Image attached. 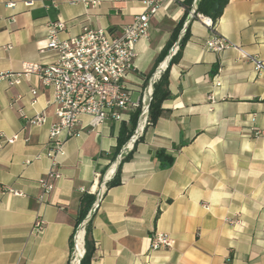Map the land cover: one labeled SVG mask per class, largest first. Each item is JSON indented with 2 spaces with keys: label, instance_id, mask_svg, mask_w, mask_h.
<instances>
[{
  "label": "crops",
  "instance_id": "1",
  "mask_svg": "<svg viewBox=\"0 0 264 264\" xmlns=\"http://www.w3.org/2000/svg\"><path fill=\"white\" fill-rule=\"evenodd\" d=\"M6 1L0 0V74L51 61L50 52H41L46 21L67 24L60 39L78 35L83 25L116 34L145 11L148 0H99L92 11L71 0H34L30 8L23 0L7 8ZM184 1H164L150 21L148 37L134 46L126 79L133 102L152 93L163 72L153 86L151 79L188 31L169 70L170 98L161 104L163 114L138 133L140 113L135 124L131 117L139 110L127 112L123 122L97 127L81 116L78 135L65 141L57 157L60 178L43 202L37 182L50 170L51 91L34 75L16 86L0 80V132L20 136L0 146V264H73L74 255L85 252L88 220L75 229L80 199L95 195V205L101 189L90 264H264V70L257 72L237 50L214 53L204 47L214 33L264 65V0H229L212 31L198 16H184ZM176 30V40L153 69ZM39 113L45 119L40 127L22 118ZM159 151L173 158L171 164L162 166ZM128 155L120 184L107 189ZM37 217L45 222L39 233L32 231ZM226 218L240 223L229 224ZM154 231L168 234L173 248L150 251Z\"/></svg>",
  "mask_w": 264,
  "mask_h": 264
},
{
  "label": "built area",
  "instance_id": "2",
  "mask_svg": "<svg viewBox=\"0 0 264 264\" xmlns=\"http://www.w3.org/2000/svg\"><path fill=\"white\" fill-rule=\"evenodd\" d=\"M165 0H148L146 9L134 17L133 22L122 27L112 34L104 29L92 28L83 25L78 35L67 39H60L59 33L67 28L62 21H46V45L41 52H50L51 61L48 63H25L18 73H1L0 80H5L9 86L21 83L23 77L34 75L39 82L51 91L47 106L52 108L55 122L51 124L48 133L49 148L46 157L50 160V170L46 176L38 180L40 188L39 202L53 189L54 181L60 178L57 170V157L63 154V146L66 140L78 135V125L81 116L90 118L89 125L97 127L107 121L123 122L127 112L139 110V122L136 132L142 131L148 123L149 99L151 91L143 95L140 100L133 102L126 86V79L133 69L135 58L134 46L144 38L148 37L150 21L155 16ZM26 7L34 6V0H23ZM71 4H81L87 10H95L100 6L99 0H71ZM7 8H13V0L5 2ZM51 6L58 7V2H52ZM195 3L190 10V16L194 14ZM203 25L209 30L214 29L212 20L208 17L197 15ZM204 47L214 53H222L229 49L239 52V58L254 64L257 72L264 70L263 62L257 57L246 53L241 48L227 41L223 37L212 34L204 44ZM178 47L171 54H176ZM156 71L151 83L156 81L161 74ZM220 85L216 82V86ZM36 95V90L31 91ZM36 100H32L35 104ZM27 124L40 127L44 124V116L36 114L32 117L22 116ZM137 133L135 139L137 138ZM263 134V132L258 133ZM20 140L19 134L7 136L0 132V146L12 145ZM28 142V139H24ZM128 150V149H127ZM125 152V151H123ZM122 152V153H123ZM26 161L25 164H29ZM13 195L19 193L13 189L5 188ZM101 189L97 195L102 196ZM227 223H240L226 218ZM45 222L37 217L33 223L32 231L39 233L43 230ZM173 239L166 233L154 231L149 239L150 251L161 249H172ZM79 257L74 255L72 262L78 264Z\"/></svg>",
  "mask_w": 264,
  "mask_h": 264
},
{
  "label": "trees",
  "instance_id": "3",
  "mask_svg": "<svg viewBox=\"0 0 264 264\" xmlns=\"http://www.w3.org/2000/svg\"><path fill=\"white\" fill-rule=\"evenodd\" d=\"M193 0H185V14L186 17L190 9L192 7ZM229 0H196L195 3V13L194 18L199 15L206 16L210 18L213 22V24H216V22L219 20V18L222 16L223 11L228 4ZM179 30L175 31V34L173 35V39L165 46L159 57L156 59L154 63V68L157 67V65L162 62L167 55L168 49L171 47L173 42L176 40V35L178 34ZM188 39V31L182 36V38L179 40V49L177 53L171 58L169 62V66L166 68V70L162 73L159 80L154 84L153 86V92H152V99L149 105V111H148V123L154 124L157 119L163 114V109L161 108V104L163 101L170 98V93L168 90V77H169V70L172 64L176 63L181 55V50ZM139 112H136L134 116L131 117V121L133 124H135L137 116ZM129 155L121 161L120 165L118 166V169L114 175V177L107 183V189L113 188L115 186H118L120 184V167L124 160L128 159ZM158 159L162 162V166H167L171 164L173 161L172 157L167 156L164 151H159L157 153ZM96 201L95 195L91 194H84L80 199V208H79V216L75 224V229L86 219L89 212L92 210L93 205ZM94 216V215H93ZM92 219L93 217L86 223L85 225V235H84V248L85 252L83 257L80 260L79 264H90L91 259L94 256L95 253V243L92 238ZM78 232V231H77ZM80 236V232L78 234ZM74 237V234L71 236V242Z\"/></svg>",
  "mask_w": 264,
  "mask_h": 264
},
{
  "label": "water",
  "instance_id": "4",
  "mask_svg": "<svg viewBox=\"0 0 264 264\" xmlns=\"http://www.w3.org/2000/svg\"><path fill=\"white\" fill-rule=\"evenodd\" d=\"M194 13H195V11H194ZM193 17H194V14L191 16V19H193ZM171 57H172V55L170 54V55L168 56L167 65H166V67H165L164 69L161 70V72H164V71L166 70V68L169 66V62H170V60H171V59H170ZM153 84H154V83H151V86H153ZM151 99H152V94H151V97H150V99H149L148 107H149V105H150ZM126 150H127V149H126V147H125V149H124L123 151H126ZM123 151H122V152H123ZM101 198H102V196H99V197L97 198V202H96V204L94 205V207L92 208V210L89 212V214L87 215L86 220L89 221V220L93 217V215L95 214V211H96V209H97V207H98V205H99V202H100ZM82 257H83V256L80 255L79 260H78V264L80 263V260H81Z\"/></svg>",
  "mask_w": 264,
  "mask_h": 264
},
{
  "label": "bare ground",
  "instance_id": "5",
  "mask_svg": "<svg viewBox=\"0 0 264 264\" xmlns=\"http://www.w3.org/2000/svg\"><path fill=\"white\" fill-rule=\"evenodd\" d=\"M82 235H83V227H82L81 230H80V236H79V238H80V243H79V249H77V250H78L77 253L80 252L81 247H82ZM73 264H75V262H74Z\"/></svg>",
  "mask_w": 264,
  "mask_h": 264
}]
</instances>
